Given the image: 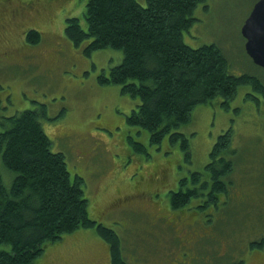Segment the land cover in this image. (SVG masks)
<instances>
[{"label":"rangeland","instance_id":"1","mask_svg":"<svg viewBox=\"0 0 264 264\" xmlns=\"http://www.w3.org/2000/svg\"><path fill=\"white\" fill-rule=\"evenodd\" d=\"M257 1L201 3L185 41L193 47L217 44L232 73L253 74L264 83V69L248 54L242 33ZM86 4L0 0V120L45 106L40 120L53 150L65 153L72 178H84L90 216L117 232L128 263L264 264V245L252 244L264 239L262 95L242 84L228 109L221 97L198 104L191 121L177 129L189 138L190 158L168 134L160 143L151 142L149 130L127 120L139 100L123 93L121 85L99 82L122 61L123 52L103 48L88 55L91 39L76 46L65 34L70 16L80 17L87 27ZM17 6L21 16L15 20ZM32 26L41 31V42L25 47L23 33ZM229 128L234 153L225 155L233 159L234 170L228 191L217 205L197 207L202 196L173 208L170 191L179 189L180 178L205 169L218 136ZM0 171L10 186L14 173L1 155ZM32 264H112L111 251L96 228H80L48 243Z\"/></svg>","mask_w":264,"mask_h":264},{"label":"trees","instance_id":"2","mask_svg":"<svg viewBox=\"0 0 264 264\" xmlns=\"http://www.w3.org/2000/svg\"><path fill=\"white\" fill-rule=\"evenodd\" d=\"M201 3L208 7L207 0H87V27L78 16L68 17L65 27L76 46L91 39L85 48L88 55L103 48L123 52L122 61L99 82L121 85L123 93L137 98L128 122L149 130L151 142L160 143L168 134L188 158L189 138L177 129L191 121L198 104L221 97L228 109L242 84H250L264 98L262 80L232 73L220 46L193 47L185 41L184 32L197 20L194 13ZM24 31L25 47L41 42V31L34 26ZM248 96L257 99L253 93ZM42 116L45 106L1 116L0 155L14 176L7 186L0 171V264H32L48 243L80 228H96L107 240L112 264H130L122 256L117 232L90 216L84 178L71 177L66 155L53 150ZM232 140L229 128L218 136L205 169L180 178L179 189L170 191L173 208L202 196L197 207L218 204L234 170L233 159L225 155L234 153ZM136 148L143 151L142 144ZM252 244L263 246L264 239Z\"/></svg>","mask_w":264,"mask_h":264},{"label":"water","instance_id":"3","mask_svg":"<svg viewBox=\"0 0 264 264\" xmlns=\"http://www.w3.org/2000/svg\"><path fill=\"white\" fill-rule=\"evenodd\" d=\"M242 33L246 50L254 62L264 68V0H258L247 17Z\"/></svg>","mask_w":264,"mask_h":264},{"label":"flooded vegetation","instance_id":"4","mask_svg":"<svg viewBox=\"0 0 264 264\" xmlns=\"http://www.w3.org/2000/svg\"><path fill=\"white\" fill-rule=\"evenodd\" d=\"M14 14V19L16 20L17 19V16L16 14H20L21 15V11H19L18 9L15 10V13ZM16 17V18H15ZM2 26H0V29H1Z\"/></svg>","mask_w":264,"mask_h":264}]
</instances>
